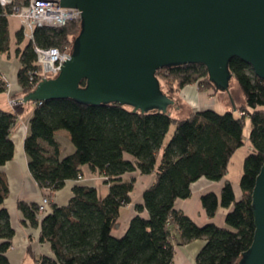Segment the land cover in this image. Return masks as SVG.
<instances>
[{
  "label": "trees",
  "instance_id": "obj_1",
  "mask_svg": "<svg viewBox=\"0 0 264 264\" xmlns=\"http://www.w3.org/2000/svg\"><path fill=\"white\" fill-rule=\"evenodd\" d=\"M81 32L82 21L56 30L36 28L34 39L23 50L18 49L22 91L13 100L22 99L43 80L34 47L65 52ZM15 38L17 45H22L24 31L18 30ZM10 41L8 12L0 5V54L9 55ZM229 70L245 102L235 112L224 114L205 110L174 118L170 109L167 113L142 114L120 104L92 106L71 99L41 105L16 104L13 112L0 108V264H11L7 254L15 236L10 213L2 207L10 195L3 168L14 159L11 132L28 106L34 108V113L24 149L29 171L41 190L55 193L68 181L82 177L85 166L107 178L110 186L107 197L100 199L95 187L76 185L69 204L53 206L42 220L40 205L18 204L26 219L41 223V241L52 246L55 258L42 257L37 260L39 264H174L176 247L202 239L205 245L197 264H239L255 234L252 191L264 163V80L238 58L230 61ZM30 73L34 75L33 82L29 80ZM156 76L160 83H166L168 93L161 83L162 90L176 101L175 108V97L189 85L199 84L202 89L218 92L203 65L163 68ZM6 92L7 84L0 82V94ZM247 121L253 153L244 162L242 198L236 199L228 181L220 198L214 193L203 195L202 205L209 218L214 219L220 208L228 213L224 227H200L176 211L175 203L188 199L191 186L201 178L216 183L226 179L233 155L246 144ZM63 131L75 147V152L66 157H62L56 140ZM126 154L135 162L126 160ZM138 170L143 176H151L152 182L143 192V204L135 205L136 215L126 234L115 238L112 232L120 210L132 203L135 187V180H124L122 176Z\"/></svg>",
  "mask_w": 264,
  "mask_h": 264
},
{
  "label": "water",
  "instance_id": "obj_2",
  "mask_svg": "<svg viewBox=\"0 0 264 264\" xmlns=\"http://www.w3.org/2000/svg\"><path fill=\"white\" fill-rule=\"evenodd\" d=\"M60 7L81 12L82 32L58 76L20 104L71 99L176 117L183 108L163 92L160 69L203 65L226 93L236 86L229 63L238 58L264 80V0H61ZM252 203L254 239L239 264H264V163Z\"/></svg>",
  "mask_w": 264,
  "mask_h": 264
},
{
  "label": "crops",
  "instance_id": "obj_3",
  "mask_svg": "<svg viewBox=\"0 0 264 264\" xmlns=\"http://www.w3.org/2000/svg\"><path fill=\"white\" fill-rule=\"evenodd\" d=\"M9 21L11 23L12 19ZM14 21V34H12L10 28L11 39L15 38L16 32L19 30L17 26L20 27L18 20L14 19ZM11 53L12 52L9 53L7 59L3 57V54H0V72L6 76L10 83L12 95L18 94L20 96L22 90L18 82V73L21 65L11 56ZM218 94L219 92H215L214 90L202 89L199 84H192L185 87L175 97L178 104L183 108L181 118L188 117L190 113H197L205 110H215L218 112V103L215 98ZM0 95H6L7 97L6 93ZM221 95L226 96L227 94L222 93ZM231 101L233 102V99ZM244 102V100L241 101L238 106L235 103H232V111H234V108L237 110L244 104ZM2 106V102H0L1 109L13 112L12 107L5 109ZM227 112H230V110ZM33 113L34 108L28 106L25 112L18 118L17 123L11 132V139L15 144V156L14 159L7 163L3 168L9 182L10 195L2 207H5L9 211L11 225L15 230L12 246L7 254L11 264H39L37 260L42 257H48L51 259L55 258L51 244L49 242L41 241V223L33 224L30 220L26 219L18 209V204L20 202L40 205L43 198L50 195L49 199L51 203L47 208L48 214L51 212L53 206L64 207L69 204L73 197V188L76 185L95 187L100 199L106 198L110 191V186L106 183L105 178L92 173L88 166L83 167L81 180L68 181L62 189L55 193H48L39 188L29 171V160L24 149V143L30 131V120L33 117ZM250 130L251 127L246 128V144L233 155L229 164V173L226 179L222 182L216 183L209 181L206 178H201L191 186V196L188 199H179L176 201V211L185 214L200 227L208 224H215L218 227L225 226V219L228 213L227 209L220 208L217 216L214 219H211L202 205L201 198L208 193H214L220 198L224 184L227 181L233 185L236 199L240 200L242 198L243 192L240 188V181L243 174L238 179L232 180L230 178V170L232 162L240 157L238 159L240 162H243L244 172L245 159L253 153V147L249 141ZM56 140L60 145L62 157H66L75 152V147L71 143L68 133L59 132L56 136ZM246 147L247 152L242 154L244 151L243 149ZM125 159L135 162V159L128 154L125 155ZM122 179L135 180V187L131 193L132 203L120 210L119 221L112 232V235L115 238H122L126 234L131 220L136 215L134 207L136 204H143V192L152 182L151 176H143L140 174L139 170L123 175ZM39 219L42 220V218ZM1 243L2 241H0V244ZM204 245L205 240L202 239L195 240L184 246L176 247L174 264H197L198 254Z\"/></svg>",
  "mask_w": 264,
  "mask_h": 264
},
{
  "label": "built area",
  "instance_id": "obj_4",
  "mask_svg": "<svg viewBox=\"0 0 264 264\" xmlns=\"http://www.w3.org/2000/svg\"><path fill=\"white\" fill-rule=\"evenodd\" d=\"M0 5L8 12L9 20L16 18L24 28V35L29 39H34L36 28H46L56 30L65 27L72 22L81 21V12L75 8L60 7L61 0H0ZM37 54L38 65L43 69V79L59 74L60 67L65 62L64 54L58 48L41 49L34 47ZM30 82L34 81L33 73L29 74ZM0 82L7 84V91L10 90V83L6 76L0 72ZM12 106L17 101L11 100ZM42 102L39 103L41 105ZM240 115H244L240 113ZM82 177L79 176L78 180ZM107 178H105V181ZM49 197H44L39 206L40 218L47 215V208L50 205Z\"/></svg>",
  "mask_w": 264,
  "mask_h": 264
},
{
  "label": "rangeland",
  "instance_id": "obj_5",
  "mask_svg": "<svg viewBox=\"0 0 264 264\" xmlns=\"http://www.w3.org/2000/svg\"><path fill=\"white\" fill-rule=\"evenodd\" d=\"M14 19H16V18H12V21H11V25H10V28H11V32H12V34H14V23H15V21H14ZM16 20H18V19H16ZM18 22H19V24H20V27L19 26H17V28L20 30H23V31H25L24 30V28H23V26L21 25V23H20V21L18 20ZM25 34V33H24ZM32 40H29L26 36H25V41H24V43L22 44V45H20V46H18L17 45V41H16V38H12L11 39V41H10V52H12L11 53V56L13 57V58H15L18 62H19V64L21 65V63H20V56L18 55V49L20 48L21 50H23L30 42H31ZM70 47H66L65 48V52L69 49ZM65 52H63V53H65ZM3 57L5 58V59H7L8 58V55L7 54H3ZM43 70V69H42ZM58 75H56V76H49L51 79L52 78H56ZM235 80V79H234ZM162 83V87H163V89H164V91L166 92V93H168V87H167V85H166V83L164 82V81H162L161 82ZM235 83H236V86H235V88L233 89V88H231L230 90L228 89V91L226 92V96H223V95H221L222 93H225V92H219V94H218V96H216L215 98H216V101H217V111L219 112V113H221V114H224V113H226L227 111H232L233 110V104L232 103H235L237 106H238V104L241 102V101H243L244 100V97H243V93H242V91L240 90V88H239V85H238V83H237V81L235 80ZM229 92V93H228ZM6 94H7V97H6V95H0V102H2V107H4L5 109H9V108H11L12 107V103H11V100H12V98H13V96H15L14 94L12 95V92H11V90H8L7 92H6ZM230 94V95H229ZM16 95H18V94H16ZM7 98H8V100H7ZM231 98L233 99V102L231 101ZM22 99H19V100H16L17 102H19V101H21ZM15 106V105H14ZM184 115V114H183ZM182 117V113H180L179 115H176V118H181ZM248 127H250V123H249V121H247V126H246V128H248ZM174 131H175V128H172V130H171V134H173L174 133ZM63 132H66V131H63ZM67 133V132H66ZM244 151H243V153L242 154H244V153H246L247 151V147L245 148V149H243ZM238 158H240V157H238ZM235 159L233 162H232V165H231V170H230V178L232 179V180H234V179H238L239 177H241L242 176V174H243V162L241 161H239V159Z\"/></svg>",
  "mask_w": 264,
  "mask_h": 264
},
{
  "label": "bare ground",
  "instance_id": "obj_6",
  "mask_svg": "<svg viewBox=\"0 0 264 264\" xmlns=\"http://www.w3.org/2000/svg\"><path fill=\"white\" fill-rule=\"evenodd\" d=\"M19 102H20V101H19ZM19 102H17L16 104H20ZM16 104H15V105H16Z\"/></svg>",
  "mask_w": 264,
  "mask_h": 264
}]
</instances>
